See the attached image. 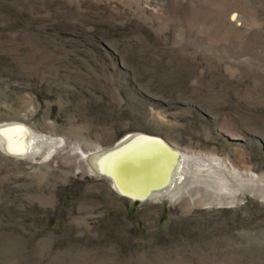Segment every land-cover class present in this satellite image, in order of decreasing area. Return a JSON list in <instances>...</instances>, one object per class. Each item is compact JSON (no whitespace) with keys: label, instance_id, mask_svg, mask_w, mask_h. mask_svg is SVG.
<instances>
[{"label":"rangeland","instance_id":"obj_1","mask_svg":"<svg viewBox=\"0 0 264 264\" xmlns=\"http://www.w3.org/2000/svg\"><path fill=\"white\" fill-rule=\"evenodd\" d=\"M5 122L45 139L0 148V264H264V0H0ZM133 132L227 177L132 199L73 151Z\"/></svg>","mask_w":264,"mask_h":264},{"label":"bare ground","instance_id":"obj_2","mask_svg":"<svg viewBox=\"0 0 264 264\" xmlns=\"http://www.w3.org/2000/svg\"><path fill=\"white\" fill-rule=\"evenodd\" d=\"M17 126L23 131L9 132L8 135L0 133V148L7 152L23 153L30 157L35 152L31 151L29 139L40 142L45 138L41 135H33L34 132L26 129L21 123L5 122L0 124V128L3 129L16 128ZM149 136L143 132H133L125 135L112 146L98 149L95 152L91 150L84 152L78 148H74L73 151L89 169L106 178L109 177L118 192L131 197L148 194V200L159 199L170 193L162 189L174 182L176 175L180 173L192 174L193 177L197 176L203 179H209L210 176L226 179L227 176L224 173L214 171L206 164L204 167H193L192 164L199 160L198 157L174 150L172 145L167 147V143L165 144L162 139ZM58 143L61 141H58L56 145ZM161 144L164 145L163 149ZM52 153L53 151L50 150L48 155L51 156ZM154 158L156 159L155 163H147V170L141 172L139 178L131 173L135 170L132 168L140 170L141 166H146L144 163L146 161L142 163L140 160L154 161ZM160 186H162L161 189L154 190Z\"/></svg>","mask_w":264,"mask_h":264},{"label":"water","instance_id":"obj_3","mask_svg":"<svg viewBox=\"0 0 264 264\" xmlns=\"http://www.w3.org/2000/svg\"><path fill=\"white\" fill-rule=\"evenodd\" d=\"M149 137H152V135L151 136H149ZM168 146L170 147L171 146V144H169L168 143ZM3 150V149H2ZM7 154H9V155H14V156H22V155H24L23 153H21V154H18V153H12V152H7V151H5ZM110 176V175H109ZM108 177V176H107ZM109 178V177H108ZM165 187V186H164ZM162 188V186H160V187H157V188H155L154 190H157V189H161ZM128 197H130V198H142L143 200H148V194H146V195H143V196H138V197H131V196H129L128 195Z\"/></svg>","mask_w":264,"mask_h":264},{"label":"snow or ice","instance_id":"obj_4","mask_svg":"<svg viewBox=\"0 0 264 264\" xmlns=\"http://www.w3.org/2000/svg\"><path fill=\"white\" fill-rule=\"evenodd\" d=\"M233 19H235V16L233 17ZM19 131H23V129L19 128L18 126L16 128H11V129L0 128V133L4 135H8L9 132H19Z\"/></svg>","mask_w":264,"mask_h":264}]
</instances>
